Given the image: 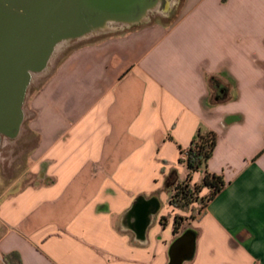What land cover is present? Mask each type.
Returning a JSON list of instances; mask_svg holds the SVG:
<instances>
[{
	"label": "crops",
	"instance_id": "0c3cea01",
	"mask_svg": "<svg viewBox=\"0 0 264 264\" xmlns=\"http://www.w3.org/2000/svg\"><path fill=\"white\" fill-rule=\"evenodd\" d=\"M258 22L264 0H140L99 23L118 27L87 32L99 38L29 99L35 143L0 191V264L12 252L21 264H167L187 228L183 264H264V32L254 51L232 42ZM198 128L217 133L207 167L225 186L175 235L174 216L192 211L171 206L164 183L172 170L184 180L179 149Z\"/></svg>",
	"mask_w": 264,
	"mask_h": 264
},
{
	"label": "water",
	"instance_id": "95a60500",
	"mask_svg": "<svg viewBox=\"0 0 264 264\" xmlns=\"http://www.w3.org/2000/svg\"><path fill=\"white\" fill-rule=\"evenodd\" d=\"M139 4L140 0H0V137L19 133L31 77L45 70L58 45ZM195 242L196 231L185 229L171 242L167 264L190 261Z\"/></svg>",
	"mask_w": 264,
	"mask_h": 264
},
{
	"label": "trees",
	"instance_id": "16d2710c",
	"mask_svg": "<svg viewBox=\"0 0 264 264\" xmlns=\"http://www.w3.org/2000/svg\"><path fill=\"white\" fill-rule=\"evenodd\" d=\"M211 82H215L216 78L211 77ZM217 89L222 92L214 95L216 102L224 100V95L228 88L217 85ZM218 136L213 130H204L198 128L192 137L190 144L186 148L179 149L178 162L184 164L186 168V176L184 180L178 179L175 170H172L165 179L164 188L169 193V203L174 208L180 210H191L189 216L175 215L173 221V233L179 234L183 230V226L195 217L192 216L193 206H199V213L225 186V180L221 174L212 173L208 170V161L212 157L214 149L217 145ZM185 156V158H184ZM201 172L198 182L192 183L193 175ZM206 188V194L200 195L202 189ZM5 264H21L20 255L12 252L3 257Z\"/></svg>",
	"mask_w": 264,
	"mask_h": 264
},
{
	"label": "rangeland",
	"instance_id": "374dc122",
	"mask_svg": "<svg viewBox=\"0 0 264 264\" xmlns=\"http://www.w3.org/2000/svg\"><path fill=\"white\" fill-rule=\"evenodd\" d=\"M118 26L119 25L113 23L98 25L97 28L108 27L114 29ZM258 27L260 28L261 32H264L263 22H258V24L252 23L248 26H235L232 39L234 51H254L253 48L257 47V40L254 39V36L258 32ZM94 28L95 26H92L90 30ZM88 34L90 33H87L82 37L73 38L58 45L56 51L47 61L45 70L42 73L33 74L26 89L24 101L22 104L24 117L25 114L26 116L29 115V99L42 85L54 66L61 62L73 49L83 46L85 45V43L92 42L99 38L98 36L85 38ZM260 44H262L261 40ZM24 119L20 125L19 133L14 138L5 136L0 137V191L5 188L8 182L15 179L22 172L28 160V151L35 143V135L28 130L27 120ZM3 144H5L4 147H2ZM198 209L199 206H193L192 216L195 217L198 214Z\"/></svg>",
	"mask_w": 264,
	"mask_h": 264
},
{
	"label": "flooded vegetation",
	"instance_id": "af4514ba",
	"mask_svg": "<svg viewBox=\"0 0 264 264\" xmlns=\"http://www.w3.org/2000/svg\"><path fill=\"white\" fill-rule=\"evenodd\" d=\"M220 91V89H218Z\"/></svg>",
	"mask_w": 264,
	"mask_h": 264
},
{
	"label": "built area",
	"instance_id": "2783aa9c",
	"mask_svg": "<svg viewBox=\"0 0 264 264\" xmlns=\"http://www.w3.org/2000/svg\"><path fill=\"white\" fill-rule=\"evenodd\" d=\"M184 158H185V156H184Z\"/></svg>",
	"mask_w": 264,
	"mask_h": 264
}]
</instances>
